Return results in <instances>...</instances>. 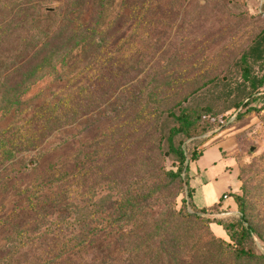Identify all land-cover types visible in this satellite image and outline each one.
<instances>
[{
	"label": "rangeland",
	"instance_id": "rangeland-1",
	"mask_svg": "<svg viewBox=\"0 0 264 264\" xmlns=\"http://www.w3.org/2000/svg\"><path fill=\"white\" fill-rule=\"evenodd\" d=\"M263 30L264 0H0V264H264V94L240 62ZM184 108L213 130L159 176ZM216 190L223 213L177 218ZM234 194L261 257L207 221L242 217Z\"/></svg>",
	"mask_w": 264,
	"mask_h": 264
},
{
	"label": "trees",
	"instance_id": "trees-1",
	"mask_svg": "<svg viewBox=\"0 0 264 264\" xmlns=\"http://www.w3.org/2000/svg\"><path fill=\"white\" fill-rule=\"evenodd\" d=\"M89 30V29H88ZM101 38V37H100ZM45 43V44H44ZM44 47L48 48L49 43H46L44 40ZM87 43L86 37L82 41L78 42L77 45L85 46ZM76 45V46H77ZM56 52V51H54ZM52 52L49 55L39 59L43 66L51 67L52 59L54 58L55 53ZM59 54V52H58ZM264 57V30L259 34L256 44L254 45L252 51L245 52L241 57V69L242 76L245 84L249 82L248 87L252 91H257L259 94H264V91L260 93L259 87L264 85V74L261 77H258L254 74L253 66L256 62H259L260 59ZM237 90L238 92H241ZM246 89V86H244ZM254 93V92H253ZM253 93H247L246 96H237L233 98L234 107L237 109L239 107H246L251 101ZM228 108V107H227ZM208 110L212 108L208 107ZM175 119L174 126L170 129L165 145V152L172 159L174 165L177 166V170H165L157 171L158 175L175 179L182 177V174L189 169V166L186 165V161L190 160L192 162L197 161L202 155V151L197 150V146L203 142V139H198L199 136L213 130L210 121L207 119H202V115L198 112L190 111L187 109H182L179 114H175L171 111ZM215 113H213L214 115ZM244 111H239V116H242ZM191 139V143L184 146L183 144ZM192 143L194 146L191 147ZM164 178V179H166ZM188 184V182H186ZM190 189V187H188ZM234 199L238 205V209L242 214L240 218H229V217H206L208 222H214L223 227L227 235L231 240V246L233 250L242 256L248 257H261L263 254L258 251L255 238H254V228L250 225H247L245 222V213H246V204L245 199L240 194H234ZM222 200V199H221ZM174 213L177 215V218L180 220H190L192 217H200L199 213L203 215H215L223 213L222 201L215 202L208 206H203L201 208L194 207V211L190 212L186 204L182 206L178 211L174 210ZM217 216V215H216ZM175 222V221H174Z\"/></svg>",
	"mask_w": 264,
	"mask_h": 264
},
{
	"label": "crops",
	"instance_id": "crops-1",
	"mask_svg": "<svg viewBox=\"0 0 264 264\" xmlns=\"http://www.w3.org/2000/svg\"><path fill=\"white\" fill-rule=\"evenodd\" d=\"M219 189H218V191H219ZM218 191L217 190L216 191H212V193H210L209 197L205 196L204 199L202 200L201 204H203L205 206H208V205H211V204L217 202L218 201ZM214 224H217V223H214ZM217 225H219V224H217ZM219 226H221V225H219Z\"/></svg>",
	"mask_w": 264,
	"mask_h": 264
},
{
	"label": "built area",
	"instance_id": "built-area-1",
	"mask_svg": "<svg viewBox=\"0 0 264 264\" xmlns=\"http://www.w3.org/2000/svg\"><path fill=\"white\" fill-rule=\"evenodd\" d=\"M225 197H227V195H225Z\"/></svg>",
	"mask_w": 264,
	"mask_h": 264
}]
</instances>
